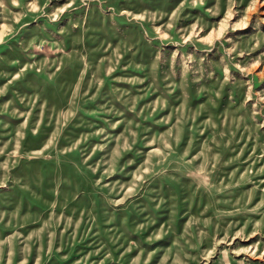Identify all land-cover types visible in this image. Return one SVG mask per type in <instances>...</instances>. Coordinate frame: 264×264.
<instances>
[{"label": "rangeland", "instance_id": "obj_1", "mask_svg": "<svg viewBox=\"0 0 264 264\" xmlns=\"http://www.w3.org/2000/svg\"><path fill=\"white\" fill-rule=\"evenodd\" d=\"M0 264H264V0H0Z\"/></svg>", "mask_w": 264, "mask_h": 264}]
</instances>
